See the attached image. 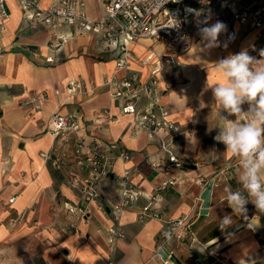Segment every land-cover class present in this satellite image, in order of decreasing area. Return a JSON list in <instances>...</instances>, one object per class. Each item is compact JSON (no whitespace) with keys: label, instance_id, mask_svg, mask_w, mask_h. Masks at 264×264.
<instances>
[{"label":"crops","instance_id":"obj_1","mask_svg":"<svg viewBox=\"0 0 264 264\" xmlns=\"http://www.w3.org/2000/svg\"><path fill=\"white\" fill-rule=\"evenodd\" d=\"M58 1L40 0V6ZM83 1L89 18L104 16L106 0ZM5 3L7 16L0 17V264H264V212L248 203L241 214L226 202L228 189L240 187V161L215 140L218 117L226 112L211 90L223 81L215 68L218 59L241 50L261 58L264 28L233 22L235 38L227 48L211 51L200 36L189 49L175 52L151 38L129 44L128 70L140 80L154 68L146 61L149 53L172 57V66L163 64L157 72L158 98L168 119L180 127L174 151L185 163L166 173L149 164L160 165L166 157L157 138L138 129L130 114L121 113V100L111 96L113 80L106 83L114 76L118 48L91 30L50 48L48 43L72 28H52L33 19L18 0ZM123 76V71L115 75ZM74 80L84 81L87 90H70ZM41 93L38 101H28ZM147 105L143 99L139 108ZM243 107L244 112L230 119L246 122L248 105ZM53 112L75 113L79 135L88 144L100 143L112 155L122 150L128 155L112 162L98 184L103 208L92 203L76 232L67 229L65 203L82 202L70 179L88 171L73 154L71 141L51 132ZM125 168L134 169L132 181L142 194L122 213L124 238L110 249L111 207L119 198L116 176ZM167 178L175 182L159 189ZM200 178L206 180L204 186ZM145 206L162 219L191 215V234L183 241H164L161 219H137ZM225 216L232 222L222 227Z\"/></svg>","mask_w":264,"mask_h":264},{"label":"built area","instance_id":"obj_2","mask_svg":"<svg viewBox=\"0 0 264 264\" xmlns=\"http://www.w3.org/2000/svg\"><path fill=\"white\" fill-rule=\"evenodd\" d=\"M18 2L23 9L31 11L33 19L47 26L72 28L67 34L55 37L48 43L50 48L58 49L67 39L89 30L102 34L111 45L118 48L120 55L115 62L114 76L106 83L113 80L114 90L111 96L115 100H121V113L130 114L138 129L157 138L159 151L165 153L166 157L160 165L156 161H150L149 164L154 168L160 166L166 173H170L173 168L182 167L185 163L174 151L180 127L168 119V110L160 104L158 98L157 72L163 64L172 66V57L162 58L153 52L149 53L146 61L154 64V68L140 80L136 72L128 70L129 44L140 38H151L166 42L171 52L187 50L199 37L197 24L208 15L209 10L211 19L215 17L227 25L228 32L221 36L224 40L228 34H234L235 38L233 22L255 29L264 28V1L261 0H106L104 16L100 19L87 16L83 0H59L57 4L48 7H41L40 0ZM193 10L199 13L198 17L191 14ZM6 16L5 0H0V17ZM46 60L53 61L51 57ZM122 71L124 76L116 78L115 75ZM69 88L73 92H83L87 90V85L82 80H74L69 83ZM41 97L42 93L33 95L28 101L35 102ZM143 99H148V105L140 109ZM49 124L55 136L71 141L73 154L84 163L88 171L85 176L75 175L70 179V185L81 193L82 202L65 203L66 212L70 216L67 229L76 232L78 221L87 216L92 203L100 209L103 208L98 184L109 173L112 162L116 158L126 159L128 155L123 150L112 155L104 151L100 143L88 144L79 135L80 123L75 113L53 112ZM133 173L134 169L125 168L116 176L119 198L111 207L112 224L107 234V245L110 249L118 240L124 238L120 226L122 213L132 207L142 194L132 181ZM174 182V178H167L158 188L164 189ZM198 183L204 186L206 180L200 178ZM13 200L14 197L8 199L9 202ZM153 218L161 219L164 224V241H183L191 234V215L162 219L159 213L150 211L147 206L137 212L140 222Z\"/></svg>","mask_w":264,"mask_h":264},{"label":"clouds","instance_id":"obj_3","mask_svg":"<svg viewBox=\"0 0 264 264\" xmlns=\"http://www.w3.org/2000/svg\"><path fill=\"white\" fill-rule=\"evenodd\" d=\"M191 14L199 16L195 10ZM211 18L209 10L197 24L203 47L209 51L227 48L234 34H228L222 41L221 36L228 32L227 25L220 20L209 23ZM259 56L261 58L257 59L247 50H241L218 59L215 68L223 81L211 87L213 98L226 112L218 117L215 140L225 146V153L240 161V187L228 189L226 202L241 214L248 203L264 212V49L259 51ZM254 65H259V70H253ZM245 104L250 118L246 122L230 119L244 112ZM231 222V216H225L221 226L227 227Z\"/></svg>","mask_w":264,"mask_h":264}]
</instances>
